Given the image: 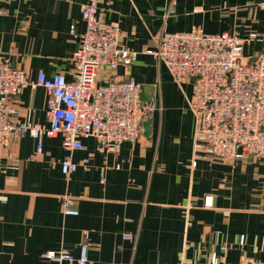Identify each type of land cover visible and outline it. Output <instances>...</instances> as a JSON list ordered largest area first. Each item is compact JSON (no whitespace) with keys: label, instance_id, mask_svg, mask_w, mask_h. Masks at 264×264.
Wrapping results in <instances>:
<instances>
[{"label":"crops","instance_id":"crops-1","mask_svg":"<svg viewBox=\"0 0 264 264\" xmlns=\"http://www.w3.org/2000/svg\"><path fill=\"white\" fill-rule=\"evenodd\" d=\"M86 1L0 0V61L33 79L40 71L71 79L78 44L71 25L84 30ZM100 14L120 27L121 45L138 53L109 76L142 84L143 100L155 103L150 134L142 130L107 154L98 152L93 137L69 152L61 135L45 136L41 154L30 135L13 137L0 153V264H52L44 254L59 250L78 257L85 232L87 264H218L242 256L264 263V159L204 154L193 163L191 85H179L185 88L179 102L162 103L160 91H169V99L178 84L149 52L162 31L262 32L264 0H102ZM261 49L254 42L244 54ZM108 74L101 70L98 80ZM46 102L43 87H25L14 120L48 125ZM67 156L90 158L88 169L65 175L61 160ZM66 194L74 197L77 215L63 214ZM207 196L211 207L204 204Z\"/></svg>","mask_w":264,"mask_h":264},{"label":"built area","instance_id":"built-area-1","mask_svg":"<svg viewBox=\"0 0 264 264\" xmlns=\"http://www.w3.org/2000/svg\"><path fill=\"white\" fill-rule=\"evenodd\" d=\"M101 1L87 0L81 6L82 32L77 33L71 25L78 42L72 53L71 79L63 73L48 76L43 71L33 79L7 59L0 61V153L15 136L34 138L37 154L43 151L45 136L61 135L69 152L82 149L83 138L93 137L98 152L107 154L140 135L155 103L143 100L141 83L109 76L119 65L135 62L138 53L124 48L120 27L101 17ZM254 42L262 44V49L248 57L245 46ZM149 52L162 60L174 82L191 85L190 108L196 118L193 163L204 154L228 161L249 156L264 159V29L249 31L245 36L228 31L208 33L198 26L186 31H162L156 48ZM101 70L109 74L98 80ZM28 86L45 89L48 125L14 120L19 113L17 96ZM89 159L74 161L67 156L61 160L62 170L67 176L79 167L86 170ZM212 203L207 196L205 206ZM62 212L78 214L74 197H62ZM87 239L85 232L78 257L66 250L49 251L44 257L52 264H87ZM124 239L132 236L124 235ZM218 264L264 263L242 256L235 263L221 259Z\"/></svg>","mask_w":264,"mask_h":264},{"label":"rangeland","instance_id":"rangeland-1","mask_svg":"<svg viewBox=\"0 0 264 264\" xmlns=\"http://www.w3.org/2000/svg\"><path fill=\"white\" fill-rule=\"evenodd\" d=\"M177 85V84H176ZM185 88L184 86H179L177 85L176 87H172L171 90H170V94H169V99H166L168 97V92L169 91H166L165 90L163 91V93L160 91V99H161V102H172V103H177L179 102V98H178V94L179 95H182L183 96V93L184 92ZM149 101V100H147Z\"/></svg>","mask_w":264,"mask_h":264},{"label":"water","instance_id":"water-1","mask_svg":"<svg viewBox=\"0 0 264 264\" xmlns=\"http://www.w3.org/2000/svg\"><path fill=\"white\" fill-rule=\"evenodd\" d=\"M151 131V116L148 115L145 121L143 122V134L149 136Z\"/></svg>","mask_w":264,"mask_h":264}]
</instances>
